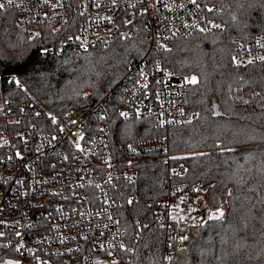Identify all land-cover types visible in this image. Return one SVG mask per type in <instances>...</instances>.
<instances>
[{
    "label": "built area",
    "instance_id": "obj_1",
    "mask_svg": "<svg viewBox=\"0 0 264 264\" xmlns=\"http://www.w3.org/2000/svg\"><path fill=\"white\" fill-rule=\"evenodd\" d=\"M24 25L43 22L59 39L46 50L82 52L109 47L118 38L140 37L146 51L131 58L113 87L101 95L85 90L82 102L64 112L33 100L0 104V264H133V246L120 221L127 184L138 176L145 153H160L167 165L163 194L151 219L164 231L159 264H172L182 247L181 229L215 213L201 181L179 180L186 166L171 162L165 135L114 143L112 109L124 119L146 117L156 127L184 123L186 74L161 60L169 40L221 26L220 8L207 0H0ZM29 38L41 30L26 27ZM264 33L236 48L233 61H264ZM53 117L55 123H53ZM19 153V155H17ZM139 226V222L136 221ZM140 233L138 234V236ZM184 241V242H183Z\"/></svg>",
    "mask_w": 264,
    "mask_h": 264
},
{
    "label": "trees",
    "instance_id": "obj_2",
    "mask_svg": "<svg viewBox=\"0 0 264 264\" xmlns=\"http://www.w3.org/2000/svg\"><path fill=\"white\" fill-rule=\"evenodd\" d=\"M207 1L220 8L221 26L173 38L160 52L166 67L196 78L184 90L194 118L160 128L146 117L124 119L112 109L109 128L118 144L165 135L171 162L186 166L178 179L207 186L215 213L186 228V244L170 249L172 264H264V61L241 66L232 59L237 47L264 33V0ZM9 8H0V104L33 100L44 110L64 112L82 102L84 90L101 95L111 89L131 58L146 51L140 37L82 52L48 51L59 34L37 22L28 27L40 29L41 36L29 38ZM5 125L0 116V128ZM150 155L144 154L136 180L127 184L126 197L136 200L119 208L133 264H159L166 246L151 213L163 194L167 165L160 153Z\"/></svg>",
    "mask_w": 264,
    "mask_h": 264
},
{
    "label": "snow or ice",
    "instance_id": "obj_3",
    "mask_svg": "<svg viewBox=\"0 0 264 264\" xmlns=\"http://www.w3.org/2000/svg\"><path fill=\"white\" fill-rule=\"evenodd\" d=\"M8 2L11 3V0H8ZM193 3H195V0H193ZM3 7H4V5H3L2 3H0V8H3ZM262 59H264V57H262ZM196 82H197V81H196V78H195V77H193L192 80L189 81V83H196ZM121 115L126 116L127 114H126V113H121ZM55 122H56V121H55V118L53 117V123H55ZM17 155H19V153H17ZM129 203H132V202L129 201ZM221 215H222V213H221ZM0 235H3V234L0 233ZM182 239H186V237H184V238H182ZM7 264H14V262H13V261H8Z\"/></svg>",
    "mask_w": 264,
    "mask_h": 264
},
{
    "label": "rangeland",
    "instance_id": "obj_4",
    "mask_svg": "<svg viewBox=\"0 0 264 264\" xmlns=\"http://www.w3.org/2000/svg\"><path fill=\"white\" fill-rule=\"evenodd\" d=\"M7 8H9V7H7ZM9 9H11V8H9ZM15 10V9H14ZM19 21V20H18ZM20 22V21H19ZM21 23V22H20ZM22 24V23H21ZM24 25V24H23ZM25 26V28L27 27V26H29V25H24ZM191 34V33H190ZM189 35V34H188ZM187 36V35H186ZM182 74V73H181ZM188 77H189V79L190 80H192V78H193V75H188ZM85 91V90H84ZM22 100V99H21ZM36 102V101H35ZM37 103V102H36ZM195 114V113H194ZM188 122V121H187ZM185 123V122H184ZM193 227V226H192ZM187 231L188 230H182L181 232H182V234H184L185 235V237H186V234H187ZM183 240H185V239H183ZM184 242V241H183ZM184 244H186V241H185V243ZM177 248H179V247H177ZM14 262V261H13ZM15 264V263H14Z\"/></svg>",
    "mask_w": 264,
    "mask_h": 264
},
{
    "label": "bare ground",
    "instance_id": "obj_5",
    "mask_svg": "<svg viewBox=\"0 0 264 264\" xmlns=\"http://www.w3.org/2000/svg\"><path fill=\"white\" fill-rule=\"evenodd\" d=\"M186 76H188V75H186Z\"/></svg>",
    "mask_w": 264,
    "mask_h": 264
}]
</instances>
